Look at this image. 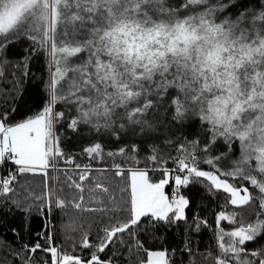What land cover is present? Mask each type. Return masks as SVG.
I'll list each match as a JSON object with an SVG mask.
<instances>
[{"label": "snow or ice", "instance_id": "snow-or-ice-1", "mask_svg": "<svg viewBox=\"0 0 264 264\" xmlns=\"http://www.w3.org/2000/svg\"><path fill=\"white\" fill-rule=\"evenodd\" d=\"M20 40L34 45L32 51H47L50 76L42 111L15 123L0 112V165L13 161L19 166L0 177V194H15L17 176L46 170L63 156L53 129L65 111L73 131L88 126L97 135L147 134L198 117L208 136L202 147L199 140L178 145L180 155L171 158L174 170L154 147L149 159L159 167L129 170L126 188L110 191L95 182L93 191L105 194L96 201L103 207L85 210L104 212L105 227L95 244L83 234L79 246L94 249L90 256L37 243L22 246L28 255L21 264H31L38 251L47 252L51 264H113L99 253L116 243L135 257V264H169L168 251L149 250L140 233L159 222L186 220L190 202L178 190L190 183L209 194H225L226 204L238 208L256 201L252 223L238 221L236 212L218 213L217 224L236 226L220 227L215 264H264V244L247 247L264 240V0H0V61ZM57 105L65 111H54ZM218 140L227 151L213 155ZM234 145L239 157L221 167ZM86 151L101 154L102 145ZM116 168L122 177L124 171ZM149 171H160L163 178L153 182ZM173 171L181 174L173 176ZM89 175L85 166L78 179ZM170 180L177 190L172 198L164 191ZM69 186L83 191L75 181ZM33 198L49 206L53 202L51 191ZM83 200L81 195L73 207L81 209ZM55 204L66 206L58 198Z\"/></svg>", "mask_w": 264, "mask_h": 264}, {"label": "trees", "instance_id": "trees-1", "mask_svg": "<svg viewBox=\"0 0 264 264\" xmlns=\"http://www.w3.org/2000/svg\"><path fill=\"white\" fill-rule=\"evenodd\" d=\"M176 3V0H171ZM27 40H20L7 47L6 55L0 61V112L10 116L9 123H15L29 118L42 111L46 103V85L49 80L50 58L47 51L38 49ZM56 112L65 111L62 105H57ZM69 113L65 111V118L54 121V133L59 139V149L63 156L55 157L54 164L57 169L52 170V163L45 169L35 170L17 176L15 194H0V264H21L28 253L22 250L24 245L40 243L44 246H56L69 255L88 257L94 249L89 250L79 246L83 234L95 244L96 236L105 227V213L102 211L89 212L88 208H101L102 204L96 201L104 197V193L96 190L95 182H101L110 191L114 188H126L129 183L128 172L132 169H152L159 167L149 157L156 149L158 157L163 156L169 162L167 168L174 170L176 165L171 158L180 155L177 147L187 145L193 140H199L202 147L208 139L206 126L198 117H191L182 125L176 123L168 127L160 126L158 131L147 134L97 135L90 131L88 126H81L79 131L68 127ZM95 143L102 145L101 154L88 153L86 149ZM135 145V150H133ZM124 148L125 152L120 153ZM191 151V149H189ZM227 151L221 140H218L211 150V154L218 155ZM197 157L202 158L199 148ZM113 153V155H109ZM238 146L234 145L229 159L221 162V167H229L230 160L239 157ZM80 165V168L76 166ZM124 171V175L117 176V168ZM89 172V179L81 182L78 176L85 171ZM17 165L6 161L0 165V177L7 178L16 173ZM200 167H206L200 165ZM46 171L47 175H44ZM175 174H181L175 172ZM173 173V174H174ZM82 185L83 191L70 187V180ZM149 178L158 181L163 178L160 171H149ZM260 177L258 176V179ZM254 196L257 190L249 186ZM51 191L53 202L49 206L44 199L46 192ZM172 186H166V192L171 193ZM180 195L189 200L185 209L186 220L175 223L159 222L156 227H148L140 233V239L149 250H167L169 264H215V257L219 254L217 247V234L220 227L226 231L236 225L228 221L217 224V215L220 211L226 213L236 212L237 220L241 217L244 223H252L256 216L251 214L258 211L256 201L253 206L238 208L226 204V195L223 193L209 194L200 184L190 183L187 187L181 186ZM172 194V193H171ZM84 197L81 209L73 207L80 196ZM66 202L64 208L57 207L55 199ZM105 203L107 201L105 200ZM207 221V224L199 223ZM199 223V227H197ZM50 237V239H46ZM128 241L127 237H124ZM227 239V238H226ZM264 240L256 244H248L249 249L259 247ZM116 254L113 255V251ZM17 254L19 258H17ZM102 258H111L113 264H135V257L121 244L110 245ZM143 258V253L140 254ZM51 264L49 254L38 251L32 258L31 264Z\"/></svg>", "mask_w": 264, "mask_h": 264}, {"label": "rangeland", "instance_id": "rangeland-1", "mask_svg": "<svg viewBox=\"0 0 264 264\" xmlns=\"http://www.w3.org/2000/svg\"><path fill=\"white\" fill-rule=\"evenodd\" d=\"M234 11V10H233ZM13 162V161H12ZM37 170H40V169H37ZM141 170H143V169H141ZM171 171V170H170ZM173 173H174V171H173ZM174 175H176L175 173L173 174V176ZM153 182H156V181H153ZM171 186H172V191H171V193H169V197L170 198H172L174 195H176L177 194V190H176V186H175V184H174V180H170V183H169ZM167 186V185H166ZM166 186H165V189H164V191H165V193L167 194V192H166Z\"/></svg>", "mask_w": 264, "mask_h": 264}, {"label": "built area", "instance_id": "built-area-1", "mask_svg": "<svg viewBox=\"0 0 264 264\" xmlns=\"http://www.w3.org/2000/svg\"><path fill=\"white\" fill-rule=\"evenodd\" d=\"M52 170L55 171L57 169L56 165L54 164V166H51Z\"/></svg>", "mask_w": 264, "mask_h": 264}, {"label": "crops", "instance_id": "crops-1", "mask_svg": "<svg viewBox=\"0 0 264 264\" xmlns=\"http://www.w3.org/2000/svg\"><path fill=\"white\" fill-rule=\"evenodd\" d=\"M168 195H169V193H168Z\"/></svg>", "mask_w": 264, "mask_h": 264}]
</instances>
